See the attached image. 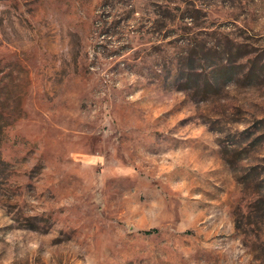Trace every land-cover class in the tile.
Wrapping results in <instances>:
<instances>
[{"label":"rangeland","instance_id":"374dc122","mask_svg":"<svg viewBox=\"0 0 264 264\" xmlns=\"http://www.w3.org/2000/svg\"><path fill=\"white\" fill-rule=\"evenodd\" d=\"M0 264H264V0H0Z\"/></svg>","mask_w":264,"mask_h":264},{"label":"trees","instance_id":"16d2710c","mask_svg":"<svg viewBox=\"0 0 264 264\" xmlns=\"http://www.w3.org/2000/svg\"><path fill=\"white\" fill-rule=\"evenodd\" d=\"M259 69H261V68H259ZM250 71V70H249ZM220 75H232V73H231V71H230V69H226V70H224L223 71V74H220ZM252 74L251 73H247L246 74V77H250ZM218 77V76H217ZM214 81V80H213Z\"/></svg>","mask_w":264,"mask_h":264}]
</instances>
